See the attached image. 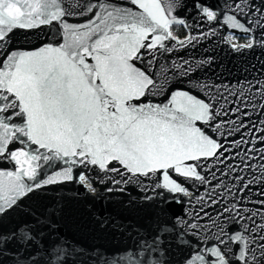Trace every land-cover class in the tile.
Instances as JSON below:
<instances>
[{
  "label": "snow or ice",
  "instance_id": "snow-or-ice-1",
  "mask_svg": "<svg viewBox=\"0 0 264 264\" xmlns=\"http://www.w3.org/2000/svg\"><path fill=\"white\" fill-rule=\"evenodd\" d=\"M45 26L52 42L10 48L14 30ZM210 38L254 62L234 82L197 79L213 58L172 54ZM169 74L203 98L173 87L146 100ZM261 117L264 0H0V163L14 166L0 168V225L19 221L0 227V264H72L60 202L29 203L64 184L102 205L101 228L132 240L110 264H264ZM111 204L143 223L105 214Z\"/></svg>",
  "mask_w": 264,
  "mask_h": 264
},
{
  "label": "water",
  "instance_id": "water-1",
  "mask_svg": "<svg viewBox=\"0 0 264 264\" xmlns=\"http://www.w3.org/2000/svg\"><path fill=\"white\" fill-rule=\"evenodd\" d=\"M184 30L187 34L188 30L186 28H184ZM223 30L228 31L227 25L224 26ZM54 31L55 29H52V32ZM45 34L48 35L46 36ZM11 37L9 46L12 50H32L41 43L52 42V37L47 26L32 31L16 29L11 34ZM166 43L172 44L175 43V41H168ZM260 51V49L256 50L257 55ZM172 56L173 58L183 57L185 59L194 57L195 60L212 57L213 62L211 65L195 71L193 75L197 79H213L217 82H219L220 79L234 82L235 79L241 76L240 70L245 64L254 62L253 58L247 54H237L228 49L227 46H223L222 48L217 45L214 38L202 41L201 44L197 45L194 49H182L173 53ZM160 63L170 65L171 60L165 61L164 58H161ZM137 65L140 68L145 67V65L139 64L138 62ZM193 67L195 68L194 61ZM155 70L159 71V68ZM168 79L169 83L165 84V89L167 90H162L161 94L158 96L149 93L146 100H151L154 103L165 102L173 87L193 91L194 95L203 98L202 93L195 90L193 85L180 82L179 77L169 74ZM193 83H195V81H193ZM261 118L264 119V117ZM197 125L204 127L200 122H197ZM225 127L228 129L231 128V126L228 125ZM212 135L215 139H224L219 133H213ZM232 138L233 137H227L229 140ZM236 138L239 137L237 136ZM238 160L239 158L233 161V163L238 162ZM218 166L223 167V165ZM12 167L14 166L7 162L0 163V168L10 169ZM44 171V169H41L42 176ZM48 171H51V169H48ZM176 179L182 178L176 177ZM228 183L231 184L232 181L229 180ZM191 184L192 182L189 181L185 183V186L188 187L189 190L195 191V189H192ZM75 189L76 186L74 184L50 186L49 189L46 190L45 195L34 196L29 203L37 212H43L46 206L56 201L60 202L62 213L58 217V228L61 237L66 238L69 245L74 249V254L71 257L72 264H110L114 258L130 248L133 242L127 235H121L120 232L114 228H101L94 219V213L97 211L104 212L102 205L98 202H93L90 198V194H84L83 189L80 190L81 194L77 195ZM132 194L135 196L137 193L133 190ZM180 198L187 200V197L181 196ZM183 208L187 209L188 205L185 204ZM173 211L179 214V212L182 211L181 205H174ZM107 213H111L114 218L119 217L121 220L143 223V212H130L122 208L119 204L109 205L105 214ZM18 222L17 215L13 213L2 225H0V227L7 231ZM178 258L179 256L177 254L174 259Z\"/></svg>",
  "mask_w": 264,
  "mask_h": 264
},
{
  "label": "trees",
  "instance_id": "trees-1",
  "mask_svg": "<svg viewBox=\"0 0 264 264\" xmlns=\"http://www.w3.org/2000/svg\"><path fill=\"white\" fill-rule=\"evenodd\" d=\"M172 30L179 39H183L186 36V32L183 27L172 26Z\"/></svg>",
  "mask_w": 264,
  "mask_h": 264
},
{
  "label": "built area",
  "instance_id": "built-area-1",
  "mask_svg": "<svg viewBox=\"0 0 264 264\" xmlns=\"http://www.w3.org/2000/svg\"><path fill=\"white\" fill-rule=\"evenodd\" d=\"M241 42H243V41H241Z\"/></svg>",
  "mask_w": 264,
  "mask_h": 264
}]
</instances>
